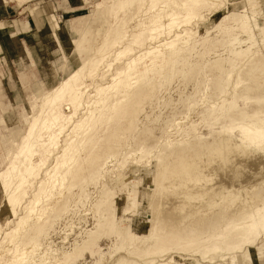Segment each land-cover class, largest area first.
I'll return each mask as SVG.
<instances>
[{
    "label": "rangeland",
    "instance_id": "1",
    "mask_svg": "<svg viewBox=\"0 0 264 264\" xmlns=\"http://www.w3.org/2000/svg\"><path fill=\"white\" fill-rule=\"evenodd\" d=\"M152 1L0 0V185L24 169L34 116L69 117L86 88L0 205L19 264H264V0ZM163 6L182 24L167 61L125 77L127 59L161 51ZM31 198L46 213L19 227Z\"/></svg>",
    "mask_w": 264,
    "mask_h": 264
},
{
    "label": "bare ground",
    "instance_id": "2",
    "mask_svg": "<svg viewBox=\"0 0 264 264\" xmlns=\"http://www.w3.org/2000/svg\"><path fill=\"white\" fill-rule=\"evenodd\" d=\"M163 1L164 0H159L156 2L152 1L151 2L152 9L153 8L155 9V6L159 2H163ZM197 4L198 3L195 2L194 5H197ZM177 20H178V15L175 12H166L165 6L157 9L156 18L152 22L151 29H150L151 37L149 39L150 46H148V50L150 52V51H153L155 49L159 50L161 48V51L157 55L152 54L151 57H153V59H151L149 62H147L145 67L142 69H140L138 67V65H139L138 62L141 60L139 55L135 54L133 57L127 59L126 63L124 62L126 65L122 71V72H124L123 75L125 77L130 78L133 75L141 74V72H144L145 70L147 71L148 69H150V66H154L155 64L164 63L167 61V56H168L169 50H172L174 47V44H172V42L179 38L180 32L178 33V31H181V28H182V24L179 23ZM183 31H185V29ZM183 33H185V32H183ZM162 36L170 37V39H169L170 43L169 44L166 43V40L163 38V39L159 40V43H160L159 45H155L154 41L161 38ZM116 44L117 43L115 42L113 44V46H115ZM131 52L132 51H129L127 54H131ZM122 53L123 52L120 50H117L115 52V55H116L115 61L121 56ZM106 56H108V54ZM106 56L104 55L103 57L105 58ZM108 71H110V70L108 69L106 72H108ZM81 72H82V68L80 70L72 73L73 75H69V77L67 78V79H69V78L71 79V81H69V82L67 81V79H65L64 82H67L66 88H67V91H69V93L73 91L75 83L78 80V76H79V74H81ZM113 80H114V77H113ZM100 92H101V89H98L94 94H90V96H89L90 102H88L86 104V111L83 112L81 119L91 112V110L94 106L93 100L99 96ZM85 93H86V88H83L82 90L76 91L77 98H78L79 102H78V105L76 106V108L74 110L71 109L72 103H70L66 106V110L71 113V115L69 117H65L64 119L61 120V114H60V115L53 116L51 121L44 118L42 120V122L40 123V125H38V122L40 121V117L37 115L34 116V121L32 122L31 130H30L29 134L27 135V137L30 138L29 139V145L24 149V157L22 160V164L24 166V169L21 171L20 170L18 171V174H17L16 178L12 181V183H9V184L7 183V185H5V184L0 185V192H1V195H0L1 196V204L0 205H1V207L7 202V200L12 198L16 193H19V191H21L24 188V186H26V184L28 183V178L34 170L33 157L38 155V152H39L38 143H39V135L41 134V132L44 130H48L49 124L52 123V125H55L57 127L59 126L60 133H63L67 123L73 121V118L76 115L77 108L80 105H82V101L80 100V97H82ZM59 103H60V101H59ZM59 103H57V106ZM44 114H45V112H44ZM35 128H37L36 132L39 133L36 136L32 134V131H34ZM56 148H57V144L52 143L51 151H54ZM64 149H65V147H64ZM14 168L15 167H13L11 170H13ZM58 198H61V195L60 196L58 195ZM39 206H40V202L37 200H32V198H31L29 200V202L27 203V205L23 207V214H25L27 218L24 219L23 217L22 218L19 217L20 219L18 220V226L19 227L26 226L32 220L33 221L34 220L39 221L40 219H42L44 214L46 213V209L40 210ZM39 212H40V214H38ZM15 230L16 229H12V230L8 229L7 231H3L5 238L7 236L10 237V235H12L11 239H14L16 237V235H15L16 231ZM0 232H1V230H0ZM5 238L2 239V241L0 242V249L2 250L0 252L1 264H19L18 262L20 260L26 259L25 255H27L26 253L28 251L26 250V252L19 253L18 251H15L16 249H13L11 252L10 251L11 249H8L11 246V242H9V241L6 242ZM33 238H35V237H33ZM11 239H10V241H11ZM43 247H44V245H43ZM90 258H92V257H90ZM25 262H26V260H25Z\"/></svg>",
    "mask_w": 264,
    "mask_h": 264
},
{
    "label": "crops",
    "instance_id": "3",
    "mask_svg": "<svg viewBox=\"0 0 264 264\" xmlns=\"http://www.w3.org/2000/svg\"><path fill=\"white\" fill-rule=\"evenodd\" d=\"M19 1L26 2L28 0H19ZM69 3L71 5V2H69ZM23 27H24L23 22H22V24H20V22H19V25L17 27L19 29L17 38H19V39H20V35H24V32L21 30V29H23ZM84 28H86L85 25L84 26H72V27H70L69 30L76 35H78V33H81V38H82L85 33L88 34L90 32V30H88L87 28L85 29V31H82ZM28 83H29V81L26 83L23 81V86L24 87L28 86ZM4 110H6V108H5V106L2 105V111L6 114V111H4Z\"/></svg>",
    "mask_w": 264,
    "mask_h": 264
}]
</instances>
